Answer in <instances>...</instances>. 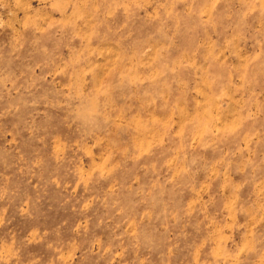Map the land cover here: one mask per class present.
Here are the masks:
<instances>
[{
  "label": "rangeland",
  "instance_id": "374dc122",
  "mask_svg": "<svg viewBox=\"0 0 264 264\" xmlns=\"http://www.w3.org/2000/svg\"><path fill=\"white\" fill-rule=\"evenodd\" d=\"M0 264H264V0H0Z\"/></svg>",
  "mask_w": 264,
  "mask_h": 264
}]
</instances>
